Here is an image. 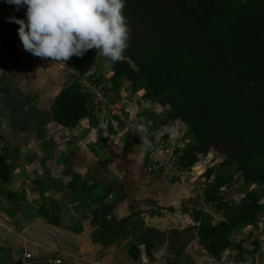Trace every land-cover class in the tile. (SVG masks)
<instances>
[{
  "label": "trees",
  "instance_id": "obj_1",
  "mask_svg": "<svg viewBox=\"0 0 264 264\" xmlns=\"http://www.w3.org/2000/svg\"><path fill=\"white\" fill-rule=\"evenodd\" d=\"M125 5L131 29L129 46L114 64L101 56L112 71L111 83L118 87L124 78L133 86L141 84L143 96L165 109L160 124L169 128L165 136L171 141L179 144L174 131L177 121L186 125L182 134L189 135L191 141L186 147L176 146L182 150L186 166L220 148L225 155L221 165L231 164L245 187H261L262 195L247 188L231 205L220 190L230 177L217 174L203 198L222 210L219 222L205 219L201 209L192 210L199 241L212 256L231 246L242 250V239L233 242L230 231L243 222L255 226L258 214L264 212V0H125ZM4 45L13 49L15 41ZM89 51L82 57L73 56V62L82 64ZM90 110L88 93L73 77L50 103L53 121L65 127H74ZM12 170L13 163L0 154L1 180L8 181ZM212 173L213 167L203 171L207 179ZM34 182L44 187L41 180ZM46 185L77 194L95 225L92 241L103 246L123 236L124 225L134 215H103L102 200L87 191L88 180L78 173L66 182L49 181ZM7 193L14 194L11 190ZM90 202L98 205L91 207ZM55 208L38 204L37 212L50 219ZM145 246L150 252L151 241ZM129 250L138 257L136 244Z\"/></svg>",
  "mask_w": 264,
  "mask_h": 264
},
{
  "label": "crops",
  "instance_id": "obj_2",
  "mask_svg": "<svg viewBox=\"0 0 264 264\" xmlns=\"http://www.w3.org/2000/svg\"><path fill=\"white\" fill-rule=\"evenodd\" d=\"M21 11L26 13V7L17 13H9L5 19L9 21L11 16L19 18ZM14 39L15 47H19L17 37ZM86 59L82 64L85 65ZM2 63L0 59V154L13 163V170L8 181L4 182L0 178V188L11 190L14 194L8 195L19 198L15 202L16 206L28 204L29 208L36 211L38 204L50 209L57 207L50 219L39 216L37 212L31 219L26 215H22V219L20 215L19 220L25 226L23 230H5L1 225L4 234L11 232L22 240L20 250L7 244L3 247L8 250L13 261H19L13 264H33L37 261L50 264H206L208 261L228 264L224 252L233 255L239 252L236 264H249L253 260L252 256L250 260L245 259L244 248L237 250L233 246L214 257L200 243L196 230L198 222L193 220L190 213L194 208L203 212L200 202L207 206L203 188L199 187L198 195H194L197 188L195 182L202 172L188 177L184 170L178 174L149 171L143 146L140 144L141 151H138V145L127 137L123 125L115 121L104 108H91L74 127H65L55 121L52 123L51 100L70 81L55 72L48 73L46 81L38 84L36 89L32 88V93L29 88L20 93L17 107L21 112L20 118L15 117L14 113L9 115L10 111H5ZM104 67L108 68L105 69V76L110 78V67ZM105 83L110 86L105 89L107 93H110L111 98L112 95L115 97L112 99H122L134 111L143 110L146 106L147 99L143 96L144 88L141 85L133 86L130 80L124 78H121L118 87L108 79ZM163 113L156 111L149 122L163 133V137L170 139L165 136L169 128L162 125L163 128L160 124ZM156 116H159V120ZM19 129L29 132L25 135ZM15 147L20 148V151L12 152ZM191 168L197 167L193 165ZM76 173L87 178V191L102 200L103 215L119 218L134 212L124 225V235L115 243L103 246L92 241L95 229L91 222L92 216L88 210L83 216L86 211L83 213L79 198L72 190L48 187L47 182L44 187H40L34 182V179L42 181V178L66 182ZM90 206L95 207L96 203L90 202ZM187 206L193 209L189 211ZM157 210L168 220L164 230L145 222L147 215L157 213ZM202 214L204 217V212ZM173 215L177 224L172 221ZM220 219L211 221L217 223ZM138 225L143 233L135 232ZM4 241L1 237L0 244H5ZM147 241H151L150 252L146 251ZM132 244L137 245V258L129 250ZM22 256H25L24 261L20 259Z\"/></svg>",
  "mask_w": 264,
  "mask_h": 264
},
{
  "label": "rangeland",
  "instance_id": "obj_3",
  "mask_svg": "<svg viewBox=\"0 0 264 264\" xmlns=\"http://www.w3.org/2000/svg\"><path fill=\"white\" fill-rule=\"evenodd\" d=\"M20 9H22V7ZM13 11H16L14 5H10L6 3L5 0H0V17L2 19H5L6 16H8V14L12 13ZM17 12L19 11H16V13ZM19 18H23L26 20V13L21 11ZM3 22L9 23L8 25H5V27L3 26V28L6 29L7 33L3 34L4 37H0V53H1L0 59L3 60L2 67L4 69V76H3L4 85H2V87L4 88L3 93H5V99H4L6 104L5 111L6 110L10 111L9 115L14 113L15 117L18 116L20 118L21 112L20 109L17 108L18 101L21 95L20 93H24L25 88H29L30 93H32L31 89L32 88L36 89L38 84L46 81V79L48 78V73L50 72L51 73L55 72L58 75L62 77H66L68 78V80H71L73 76H76L77 73L76 70L78 69V73L82 74L83 80L88 79L96 83L97 85L100 84L102 85L103 89H107L110 87L109 84L105 83V81L107 79L110 80V78L105 76V72L107 71V70L105 71V69L108 68L104 67V66L108 67L109 65L106 64L105 61L102 59L101 55H99L95 51H89L84 56V59L87 58L85 60V65L84 64L76 65L75 63H73L72 61L74 57L68 60L65 64L53 62L49 59H40L39 57H36L32 55L30 52L24 50L23 45L18 36L19 25L16 24L15 22H9L6 19L3 20ZM14 37H17L18 41L20 42L19 47H15L13 49L6 48L4 45L5 41L10 42L12 40H15L13 39ZM9 66L14 67L15 70H10L12 68ZM108 95L110 96V93H108ZM112 96H113L112 98H115L114 95ZM117 100L122 101V99H117ZM147 104L145 108L146 110L148 109L150 110L152 107L155 109V111H161V113H163L165 110L159 104H152L149 101H147ZM163 114L165 115V113ZM157 117L159 120V116H156V118ZM50 119L52 123H55L52 118ZM156 124H159V122H157ZM22 129H19V131H23V133L27 135L29 131ZM185 129H186V125L180 120H178L174 131L175 132L177 131V135H178L177 142L183 145L184 147H186L191 141L189 135L182 134L183 131L185 132ZM184 137L187 138L189 141L184 142L183 140ZM136 144L138 145L136 146L139 148L138 151H141V145L138 142H136ZM223 151L224 150L220 148H213V150L209 154L202 156L201 159L197 163H195L194 166L197 168H191V166L185 165L184 167L185 169L183 170L185 171L184 174H186V176L188 177H191L195 173L202 172L200 173L198 180L195 182L197 184V188L194 195H198L199 187L205 190V188L209 184L214 182L216 180L217 174H224L230 177V181L220 190L224 195L225 199H227L231 205L234 203V201H236V199L238 200L239 197L243 195L245 189L247 188L256 190L258 193L262 195L263 191L261 187L257 184H250L245 187L244 179L239 175V173H233V166L231 164H226V165L220 164V161L223 160L225 157ZM12 152L15 151L12 150ZM207 167H213V173L211 177L208 179L203 174L204 169H206ZM166 173L167 174L172 173V170H168ZM42 182L45 183L49 181H47L46 178H42ZM197 198H199V196H197ZM262 200H264V197L262 198ZM17 201H19V198L8 195L5 187L0 188V213L2 215V216L0 215L1 217L0 235H2L1 237L5 239L4 241L5 244H0V264H13V262L19 263V261L17 260L13 261V259L9 257L10 254L8 250L3 248L4 246H6V244L8 245V247L11 246V247L19 248V250L20 247L22 246V243L20 242L22 240H20L16 234L11 232H7V234H4L5 230L8 228L13 230L14 232L17 230H23L25 226L19 220L20 215L21 217L22 215H26L31 219L33 215H36L37 212L35 209L29 208L28 204L16 206L15 202ZM201 203L202 202H200L199 205H201V207L204 208L203 212L205 219L213 221V220H218V218L222 216V210L217 208L214 204H205L207 206H204V204ZM96 205H98V203H96ZM79 206L83 211V213L87 211L80 204ZM187 208H189V211L193 209V207L190 206H187ZM156 212L160 214V211L157 210ZM174 217L175 216L173 215L172 221L173 223H176V219H174ZM22 219L24 218L22 217ZM1 225L5 227V230L2 228ZM139 226L140 225L136 227L135 232L137 234L143 233L141 231V226L140 227ZM229 235L233 242L242 239V245L243 248L245 249L244 251V256L246 257L245 259L250 260L251 256L253 257V260L248 262L249 264H264V212L258 214L255 226L249 224L248 222L240 223L230 231ZM224 255L226 256L225 259L228 262V264H236V258L239 257V252L234 255L231 252H224ZM22 257L20 259L23 260L25 256ZM32 263L50 264L47 261H37ZM206 264H217V263L208 261Z\"/></svg>",
  "mask_w": 264,
  "mask_h": 264
},
{
  "label": "clouds",
  "instance_id": "obj_4",
  "mask_svg": "<svg viewBox=\"0 0 264 264\" xmlns=\"http://www.w3.org/2000/svg\"><path fill=\"white\" fill-rule=\"evenodd\" d=\"M16 11L26 7V20L16 16L18 36L25 51L65 64L73 56L95 50L112 64L129 46L131 29L124 15L125 0H5ZM136 120L135 112L130 115ZM143 150L152 148L148 128L135 125Z\"/></svg>",
  "mask_w": 264,
  "mask_h": 264
},
{
  "label": "built area",
  "instance_id": "obj_5",
  "mask_svg": "<svg viewBox=\"0 0 264 264\" xmlns=\"http://www.w3.org/2000/svg\"><path fill=\"white\" fill-rule=\"evenodd\" d=\"M3 20L5 19L0 17V37H4L3 34L7 33L3 26L5 27L8 23H4ZM76 71V76H73V78L78 79L81 82L83 89L88 93L91 108L106 109L115 121L123 125L124 132L130 139L143 146L140 135L135 132V125L138 122H143L147 126L148 136L152 142V148L145 152V164L149 171L167 172L168 170H172L174 174H178L185 169V162L181 159L182 150L176 149V146L179 144L174 143L173 141L171 142V139L164 138L163 133L159 132L157 128L151 126L149 121L150 118L155 115V109L146 110L145 106L143 110L134 111L122 101L112 99L107 91L103 89L102 85H97L88 79L83 80L82 74L78 73V69ZM147 101L148 100H145L146 103ZM132 112H135L136 120L130 119Z\"/></svg>",
  "mask_w": 264,
  "mask_h": 264
},
{
  "label": "water",
  "instance_id": "obj_6",
  "mask_svg": "<svg viewBox=\"0 0 264 264\" xmlns=\"http://www.w3.org/2000/svg\"><path fill=\"white\" fill-rule=\"evenodd\" d=\"M145 222L147 225L153 226L159 230H164L168 220L165 216L158 213H154L148 214L145 219Z\"/></svg>",
  "mask_w": 264,
  "mask_h": 264
}]
</instances>
